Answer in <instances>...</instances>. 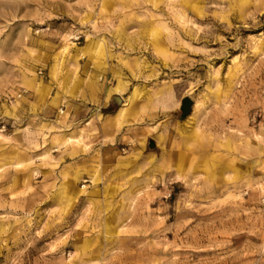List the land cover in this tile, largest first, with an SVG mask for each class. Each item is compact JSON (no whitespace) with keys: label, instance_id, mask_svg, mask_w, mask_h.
<instances>
[{"label":"rangeland","instance_id":"374dc122","mask_svg":"<svg viewBox=\"0 0 264 264\" xmlns=\"http://www.w3.org/2000/svg\"><path fill=\"white\" fill-rule=\"evenodd\" d=\"M0 264H264V0H0Z\"/></svg>","mask_w":264,"mask_h":264},{"label":"water","instance_id":"95a60500","mask_svg":"<svg viewBox=\"0 0 264 264\" xmlns=\"http://www.w3.org/2000/svg\"><path fill=\"white\" fill-rule=\"evenodd\" d=\"M113 98H115L117 102H121V98L118 95H114ZM192 105L193 99L190 96L185 95L181 98L179 105L180 118H184L191 111ZM148 146L149 148H154L156 146L153 139H149Z\"/></svg>","mask_w":264,"mask_h":264},{"label":"trees","instance_id":"16d2710c","mask_svg":"<svg viewBox=\"0 0 264 264\" xmlns=\"http://www.w3.org/2000/svg\"><path fill=\"white\" fill-rule=\"evenodd\" d=\"M114 110V107H111V106H107V107H105V108H103L101 111L103 112V113H107V112H112ZM116 110V109H115ZM114 110V111H115Z\"/></svg>","mask_w":264,"mask_h":264},{"label":"crops","instance_id":"0c3cea01","mask_svg":"<svg viewBox=\"0 0 264 264\" xmlns=\"http://www.w3.org/2000/svg\"><path fill=\"white\" fill-rule=\"evenodd\" d=\"M98 113H100L101 115H104V116H112V112H107V113H103V112H98ZM98 113L97 114H95V119H97L98 118Z\"/></svg>","mask_w":264,"mask_h":264},{"label":"bare ground","instance_id":"6f19581e","mask_svg":"<svg viewBox=\"0 0 264 264\" xmlns=\"http://www.w3.org/2000/svg\"><path fill=\"white\" fill-rule=\"evenodd\" d=\"M27 84H29V82L27 81Z\"/></svg>","mask_w":264,"mask_h":264}]
</instances>
